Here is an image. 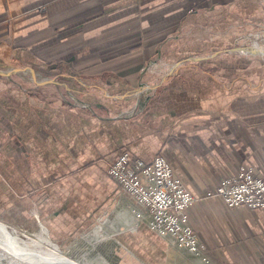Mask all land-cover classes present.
Returning <instances> with one entry per match:
<instances>
[{
    "label": "crops",
    "instance_id": "crops-1",
    "mask_svg": "<svg viewBox=\"0 0 264 264\" xmlns=\"http://www.w3.org/2000/svg\"><path fill=\"white\" fill-rule=\"evenodd\" d=\"M256 39L264 0H0V207L63 232L112 212L130 264H264V209L206 195L240 164L264 177ZM124 149L171 163L209 262L123 211Z\"/></svg>",
    "mask_w": 264,
    "mask_h": 264
},
{
    "label": "built area",
    "instance_id": "built-area-1",
    "mask_svg": "<svg viewBox=\"0 0 264 264\" xmlns=\"http://www.w3.org/2000/svg\"><path fill=\"white\" fill-rule=\"evenodd\" d=\"M107 173L143 212L138 221L170 238L177 247L204 262L210 261V250L189 222L188 208L194 196L163 154L145 160L124 149L108 163ZM206 195L220 196L228 207L264 209V177L253 166L240 164L234 173L220 178Z\"/></svg>",
    "mask_w": 264,
    "mask_h": 264
},
{
    "label": "rangeland",
    "instance_id": "rangeland-1",
    "mask_svg": "<svg viewBox=\"0 0 264 264\" xmlns=\"http://www.w3.org/2000/svg\"><path fill=\"white\" fill-rule=\"evenodd\" d=\"M255 44L260 46L264 43L260 39H256ZM123 204L124 207L121 206L123 211L126 210L125 208H134L132 214L134 219L136 217L135 221H137L139 219L136 215L138 214V207L130 202ZM24 207L22 212L27 209L30 215L27 212H19L21 208L8 212V208L0 207V222L4 223L12 233L18 235L21 239L46 238L50 241L49 243L55 244L60 253L79 264H130L120 256L118 249L120 242L117 239V230L119 229L112 212H106L103 219L90 226H77L75 229H71L70 232H63L59 229L60 225L54 222L53 217L43 216L39 218L33 212L34 207L27 204ZM0 264L32 263L17 258L0 247Z\"/></svg>",
    "mask_w": 264,
    "mask_h": 264
},
{
    "label": "bare ground",
    "instance_id": "bare-ground-1",
    "mask_svg": "<svg viewBox=\"0 0 264 264\" xmlns=\"http://www.w3.org/2000/svg\"><path fill=\"white\" fill-rule=\"evenodd\" d=\"M139 218L143 212H137ZM46 238L21 239L0 222V247L17 258L32 264H79L57 250ZM47 243V244H45ZM41 252L40 254H38ZM4 255V252H3Z\"/></svg>",
    "mask_w": 264,
    "mask_h": 264
},
{
    "label": "water",
    "instance_id": "water-1",
    "mask_svg": "<svg viewBox=\"0 0 264 264\" xmlns=\"http://www.w3.org/2000/svg\"><path fill=\"white\" fill-rule=\"evenodd\" d=\"M254 49L250 52V56L247 59H244L243 61H249V62H257V61H264V44H261L260 46L258 44H254ZM235 50L237 52L240 51L239 47H236ZM0 71L9 73V70L5 67H0Z\"/></svg>",
    "mask_w": 264,
    "mask_h": 264
}]
</instances>
